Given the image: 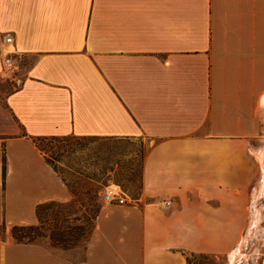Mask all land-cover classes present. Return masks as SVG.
<instances>
[{
	"label": "crops",
	"instance_id": "1",
	"mask_svg": "<svg viewBox=\"0 0 264 264\" xmlns=\"http://www.w3.org/2000/svg\"><path fill=\"white\" fill-rule=\"evenodd\" d=\"M7 33L24 83L0 61V264H189L228 250L230 197L261 155L264 0H0V43ZM68 135L147 139L140 193L102 204L77 256L12 232L72 199L33 141Z\"/></svg>",
	"mask_w": 264,
	"mask_h": 264
},
{
	"label": "rangeland",
	"instance_id": "2",
	"mask_svg": "<svg viewBox=\"0 0 264 264\" xmlns=\"http://www.w3.org/2000/svg\"><path fill=\"white\" fill-rule=\"evenodd\" d=\"M146 146L144 137L104 139L68 135L37 141L48 164L68 186L72 199L50 200L48 209L41 208L42 220L48 222V233L42 229L29 233L25 227L19 228L17 235L23 236L21 240H36L77 256L94 226L98 207L105 203L101 196L104 187L118 184L131 198L140 193ZM250 146L261 152L259 167L252 174L254 182L250 188L240 191L237 198L230 197L239 203L240 211L230 216L235 219L229 222L228 250L222 254L187 253L189 264H264V110L260 137L251 141ZM26 233L32 237L27 239Z\"/></svg>",
	"mask_w": 264,
	"mask_h": 264
},
{
	"label": "built area",
	"instance_id": "3",
	"mask_svg": "<svg viewBox=\"0 0 264 264\" xmlns=\"http://www.w3.org/2000/svg\"><path fill=\"white\" fill-rule=\"evenodd\" d=\"M1 70L6 74L13 88L21 87L24 83L23 66L20 55L12 46V37L7 33L0 43ZM105 203L124 204L132 199L118 184H108L101 192Z\"/></svg>",
	"mask_w": 264,
	"mask_h": 264
},
{
	"label": "trees",
	"instance_id": "4",
	"mask_svg": "<svg viewBox=\"0 0 264 264\" xmlns=\"http://www.w3.org/2000/svg\"><path fill=\"white\" fill-rule=\"evenodd\" d=\"M51 137H55V136H51ZM43 138H47V137H34V138H33V141L35 142L36 146H37V141H39V140H41V139H43ZM46 161H47V160H46ZM47 162H48V161H47ZM43 206H45L46 209H48V202H44V203H42V204H39V205L37 206V208H36V213H37V215H38V219H39L38 224H35V225H15V226L12 227V232H13V235H14V237H15L16 239L21 240V237H23V236L19 237V236L17 235V233H16V232L19 230V228H25V227H26V228L29 230V233H30V232H32V233H37V230H38V229H42L43 232L48 233V222L46 223L45 221L42 220V216H41V213H40V210H41V208H42ZM100 208H101V205L98 207V210L96 211V214H95V216H94V223H95V219H96V217H97V215H98V213H99ZM45 223H46V227H43V225H44ZM93 227H94V226H93ZM93 227H92V228H93ZM38 235H39V234H38ZM40 235H41V234H40ZM41 236H43V235H41ZM26 237H27V239H29V237H32V235H29L28 233H26Z\"/></svg>",
	"mask_w": 264,
	"mask_h": 264
}]
</instances>
